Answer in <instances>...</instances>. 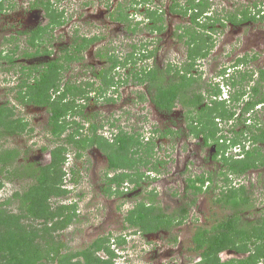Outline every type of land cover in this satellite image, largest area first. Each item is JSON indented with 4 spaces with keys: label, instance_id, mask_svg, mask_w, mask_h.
<instances>
[{
    "label": "rangeland",
    "instance_id": "1",
    "mask_svg": "<svg viewBox=\"0 0 264 264\" xmlns=\"http://www.w3.org/2000/svg\"><path fill=\"white\" fill-rule=\"evenodd\" d=\"M39 1L4 0V7L0 10V105L13 109V119L19 118L27 123L23 130L12 134L6 133L4 127L0 126V151L15 149L18 152L6 170L9 173L12 170L23 171L26 166L33 168L47 163L49 150L65 142L63 139L75 128L68 126L59 137L51 134L48 108L20 100L17 92L21 81L30 71L33 74V68L26 66L41 68L45 57L37 55L46 53L45 48L51 53L57 49L54 50L56 56L50 58L62 56L61 48L69 45L72 54L75 40L79 42L83 36L96 38L81 51H76L80 58L68 62L69 65L62 70V83L78 85L80 81L82 84L92 81L97 88L104 86L100 90L104 89V92L98 94L91 90L87 92L88 99L75 96L78 108L83 106L84 116L71 117L84 124L81 133L88 134V122L93 121L98 124L101 135L114 137V134L124 130L135 134L145 145L152 146L150 153L145 152V145L142 147L140 163L130 170L134 178L138 173L142 174H139L138 183L126 179L120 192L108 194L104 190L106 173L113 174L121 169L109 170L106 153L97 145L76 148L72 143L66 144L68 159L64 168L67 173L63 180L65 178L68 191L56 200L58 203H74L75 207L71 206L67 211L72 213L75 210V215L63 229H56L51 234L62 243L61 253L82 249L95 238L107 236V245L115 254V264H196L199 257L192 250L191 242L194 231L199 226L210 227L231 213L233 210L218 203L216 198L229 187L240 185L245 186L250 198L249 205L241 207V217L246 220L264 217V165L241 175L231 174L219 160L211 157L213 145H205L200 138L187 133L185 109L179 102L175 103L171 113L164 114L152 102L153 90L150 91L147 83L137 82L130 73H127V78L123 75L130 68L132 71L133 68L143 70L145 67L164 70L169 63L174 66L183 64L189 45L185 41L187 36L180 38L178 34L193 25L190 10L185 11L183 7L187 0H50L54 8L64 11L62 23L50 27L43 39L39 40V45L34 47L28 43V34L23 33V26L17 20L20 17L29 18L25 27L29 30L45 25L49 18L40 3L34 4ZM210 2L208 13L224 17V23H216V30L211 35L214 43L210 52L197 60V70L190 73L197 77L194 88L206 95L207 81L220 80V96L226 98L236 88L231 87L230 91L226 86V75L230 73V77L237 76L238 86L243 88L242 98L255 82H259L264 93V80L259 73V69L264 67V18L234 24L225 17L243 8H250L251 13L258 14L253 5L256 3L257 7L263 6L261 9H264V0ZM146 8L154 10L161 19L155 20V16L145 15ZM119 12L126 14L125 20L117 19ZM198 20L205 21L206 17L202 15ZM199 35L206 38V33ZM206 42L210 43L211 40ZM38 47V53L32 57L27 55ZM150 52L149 57L142 56ZM244 54L248 56L247 62L238 65L240 69L235 68L237 57ZM109 56L119 58L120 62L114 69L109 67ZM126 57L128 61L124 65ZM110 70H113L117 91H113L112 87L106 89L108 83L105 84L100 76L95 75L102 71L103 75L112 76ZM246 71L251 76L247 74L249 78H242V72ZM222 75L226 78L224 82ZM68 97L71 98L70 95ZM208 100L207 97L205 101ZM238 108H235L237 113ZM253 110L251 115L264 127V104L255 106ZM71 117H66L68 122L72 120ZM218 122L219 127L234 123L233 120L229 123ZM239 125L242 126L241 123ZM166 127L177 131L161 135ZM234 128L238 129L236 126ZM259 146L264 153V144ZM231 152L234 150L227 149V153ZM221 171L229 175L228 182L224 181ZM203 173L211 175L212 181L208 189L203 188L202 192L195 194L186 187L187 177ZM6 174L5 171L0 176L3 182L0 188L1 202L14 191L24 190L31 182L27 175L20 178L11 175L12 179H8ZM139 201L154 203L166 214L179 215L181 207H186L188 212L185 219L170 230L141 231L124 220L127 211ZM9 208L14 209L15 204ZM33 224H37L35 228L43 229L40 221H33ZM118 239L123 240L119 242ZM230 252H222V259L246 256V253ZM97 255L108 257L105 250L98 251ZM42 264L58 263L45 259ZM258 264H264V257L258 260Z\"/></svg>",
    "mask_w": 264,
    "mask_h": 264
},
{
    "label": "trees",
    "instance_id": "2",
    "mask_svg": "<svg viewBox=\"0 0 264 264\" xmlns=\"http://www.w3.org/2000/svg\"><path fill=\"white\" fill-rule=\"evenodd\" d=\"M3 1L0 0V10L4 7ZM39 3L45 9V14L49 18L48 22L24 31L28 34V42L35 46L39 45V40L43 39L50 27L53 28L62 23L61 16L64 13L63 10L54 8L50 0L34 2L35 5ZM210 5V0H187V4L183 5L185 11L190 10V20L193 25L178 34L180 38L186 35L185 41L189 45L186 60L182 65L174 66L169 63L164 70L157 67H145L143 70H135L134 74L137 82L147 83L150 91L153 90L152 102L160 112L171 113L175 103L179 102L185 109L187 133L200 138L205 145H213L214 151L211 157L219 160L223 168L231 174L241 175L250 169L264 165V153L259 146V144H264V127L259 125L260 123H257L251 115L255 106L264 104V93L261 92L259 82H255L242 98L244 91L238 86V81L235 79L237 76L226 77L228 81L226 86L229 90L231 91V87H236L226 98L220 96L222 88L219 81H207L206 95L194 88L197 77L190 73L194 69L197 70L195 68L197 60L206 57L210 52L214 43L211 34L216 30V23H224L220 17L208 14ZM253 7H257L256 3ZM249 9H239L237 13H231L225 17L234 24L258 19L257 13L253 14ZM144 11V14L149 17L155 16V20L161 19V16H157L156 12L150 8ZM257 11L260 13L262 9L258 8ZM119 15L117 19L122 21L126 19V14L119 12ZM202 15L206 17V20L200 22L198 18ZM260 18H264V13ZM201 33H206V40L199 35ZM95 38L82 37L79 42L75 40L76 44L72 45V54H70L71 47H65L61 49L62 56L43 61L40 64L41 68L33 65L26 66L33 68V74L30 71L18 85L17 97L20 100L48 108L50 112L48 124L51 134L59 137L68 126L75 128L63 139L65 142L49 150L50 159L47 163L33 168L26 166L23 171L12 170L9 173L6 167L13 163L18 152L15 149L0 151V176H3L6 171L8 179H12L13 175L18 178L27 175L31 180L24 190L14 191L9 198L0 201V264H42L45 259L57 261L58 264H115L113 262L115 254L107 245L109 241L107 236L95 238L82 249L61 253L62 243L56 241L51 235L54 230L63 229L68 225L75 215V210L72 213L67 211L71 206L75 207L74 203H58L56 200L68 191L65 187V178L63 180L67 173L64 168L68 159L67 143L74 144L76 148L97 145L106 153L109 170L121 169L113 174L106 173L104 188L106 193L120 192V187L126 179L138 183L140 173L134 178L130 170L140 163L139 154L145 145L142 140L136 138L135 134L124 130L114 134V137L101 135L98 133V124L93 121L88 122L86 131L89 133L83 134L81 131L84 124L71 117L83 115V106L78 108L75 96L88 99L87 92L96 90L102 93L100 90L104 88V86L95 87L91 81L77 85L75 83L64 84L61 80L62 70L69 65L68 62L80 58L76 51L84 49L89 43L94 42ZM207 40L211 42H206ZM39 50V47L36 48L35 53ZM44 51L48 52L47 48ZM27 55L32 54L27 53ZM150 55L151 52L143 53L142 56ZM247 57V54L237 57L234 65L246 63ZM110 58L112 67L120 62L115 56ZM11 60L14 61V58ZM127 61L126 57L124 65ZM26 67H21V69ZM259 73L260 78L264 80V67L259 69ZM247 74L251 76L250 72H242V78L248 77ZM96 76H100L105 84L108 83V86L115 83L112 77L103 75L102 71L96 73ZM226 78L224 77L223 81ZM205 97L209 100L205 101ZM236 107H239L238 113L235 112ZM12 116V108L0 105V126H3L5 132L9 134L21 131L27 125L26 122L19 118L13 119ZM66 117H71L72 120L68 122ZM232 120L234 123L229 124L228 127L218 126V121L229 123ZM246 120H249L248 123ZM252 120L253 123H251ZM235 126L238 129L234 128ZM223 129L226 131L224 132ZM175 131L177 130L166 127L161 135L174 134ZM245 140L249 143L247 144ZM235 146H241V149L238 152L227 153V149H233ZM45 149L47 148H43ZM145 150L146 153H150L152 146L145 145ZM71 172L73 173V169ZM223 173L221 171V174ZM223 175L224 181L228 182L229 175ZM207 181L208 184H206ZM210 181H212V176L204 173L193 177L188 176L186 187L197 194L202 192L203 188L208 189ZM2 185L3 182L0 179V188ZM216 201L233 211L214 222L210 227L199 226L194 231L191 242L192 250L199 257L196 264H258V260L264 257V217L246 220L239 214L242 212L241 207L249 205L250 198L247 189L244 185L229 187L221 192ZM13 204L15 208L10 209V205ZM187 212L186 207H181L179 215L166 214L154 203L139 201L127 211L124 220L129 223V226L137 227L141 231L170 230L173 225L185 219ZM33 221H40L43 229L35 228L37 224H33ZM123 239L118 240L121 242ZM100 250L107 251L108 257L97 255ZM224 250L248 254L242 258L232 257L221 260L219 254Z\"/></svg>",
    "mask_w": 264,
    "mask_h": 264
},
{
    "label": "flooded vegetation",
    "instance_id": "3",
    "mask_svg": "<svg viewBox=\"0 0 264 264\" xmlns=\"http://www.w3.org/2000/svg\"><path fill=\"white\" fill-rule=\"evenodd\" d=\"M28 21H30V19L29 18H27V19H23V17H20L18 20H17V22L18 23H20L22 26H23V33H24V31L25 30H29V29H26L25 27H27L28 26V24H27V22ZM26 23V24H25ZM31 30V29H30ZM25 34V33H24ZM26 35H27V33H26ZM95 36V35H94ZM83 37H86V38H91V37H87V36H83ZM82 38V37H81ZM93 38V37H92ZM31 46V45H30ZM35 47V46H34ZM67 47H70V45L69 46H67ZM63 48H65V47H62L61 49H63ZM55 51L57 50V49H54ZM54 50H53V52L51 53V50L50 51H48V52H46V53H44V54H41V55H37L38 57H42V56H44L45 57V59L43 60L44 62L46 61V60H48V59H54V58H50V57H52V56H56V54L54 53ZM35 51L36 50H34V51H32V55H31V57L34 55V53H35ZM245 55V54H244ZM48 56V57H47ZM47 57V58H46ZM253 57H255V56H253ZM55 58H57V57H55ZM109 58H110V56H109ZM33 60H34V58H32ZM109 60H111V63H110V65H109V67H111V64H112V59L110 58ZM113 69H114V67H113ZM110 71H112V73H113V70H110ZM131 72V70L130 69H127V71H126V73L125 74H123L126 78L128 77L127 76V73H130ZM97 74H98V72H97ZM96 75V74H95ZM107 77H109V78H115L114 77V73L112 74V76H110V74L109 75H107ZM125 77H122V78H124L125 79ZM134 78H135V76H134ZM115 83H116V81H115ZM112 84V85H109V87H107L106 89H108V88H111L112 87V89H113V91H117L116 90V84ZM79 84H82L81 83V81L79 82ZM83 84H85V83H83ZM94 91H96V90H94ZM104 91H102V93H103ZM98 94H100V93H98Z\"/></svg>",
    "mask_w": 264,
    "mask_h": 264
},
{
    "label": "clouds",
    "instance_id": "4",
    "mask_svg": "<svg viewBox=\"0 0 264 264\" xmlns=\"http://www.w3.org/2000/svg\"><path fill=\"white\" fill-rule=\"evenodd\" d=\"M261 7H263V6L253 7V9L257 11V9H258V8H261ZM250 10H251V9H250ZM257 12H258V11H257ZM263 13H264V9H262V11H261L260 13L258 12L257 16L260 17ZM208 14H209V13H208ZM212 16H213V15H212ZM217 17H219V16H217ZM220 18H221V21L224 22V21L222 20L224 17H220ZM25 34H26V33H25ZM211 35H212V34H211ZM28 43H29V42H28ZM29 44H30V43H29ZM30 45H31V44H30ZM31 46H35V45H31ZM147 57H149V56H147ZM239 57H240V56H239ZM239 65H242V64H239ZM234 66H235V65H234ZM235 68H239V66L237 65V66H235ZM239 69H240V68H239ZM130 70H131L130 74H131L132 76H135L134 71H135V70H138V69H134V68H133V71H132V69L130 68ZM226 73H227V72H226ZM226 73H225V74H226ZM230 75H231L230 73H227L226 77H227V76H230ZM222 77L224 78L225 76L222 75ZM218 81L220 82V80H218ZM91 82H92V81H91ZM223 82H224V81H223ZM220 84H221V82H220ZM240 149H241V146H238V147L235 146V147H233L234 152H238ZM66 162H67V161H66ZM65 170H66V169H65ZM224 251H225V252L232 253V252H230V251H228V250H224ZM224 251H222V252H224ZM222 252H220L219 257L221 258V260H226V259H224V258L222 259V257H221V253H222ZM247 254H248V253H246V255H247ZM230 258H232V257H230ZM227 259H229V258H227Z\"/></svg>",
    "mask_w": 264,
    "mask_h": 264
}]
</instances>
